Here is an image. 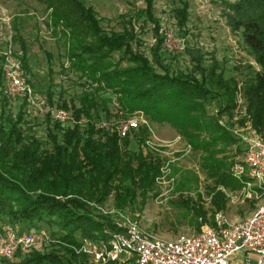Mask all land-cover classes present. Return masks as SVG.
I'll return each mask as SVG.
<instances>
[{
	"label": "trees",
	"instance_id": "trees-1",
	"mask_svg": "<svg viewBox=\"0 0 264 264\" xmlns=\"http://www.w3.org/2000/svg\"><path fill=\"white\" fill-rule=\"evenodd\" d=\"M39 1L52 9V23L69 40L68 67L78 74L79 89L71 94L66 90L70 87L57 84L51 76L47 88L38 90L81 122L62 125L48 115H32L27 98L9 97L4 91L5 57L0 52V230L31 222L48 226L60 240L45 250L34 247L18 252L14 261L0 262L81 264L69 244L78 245L84 237L108 242L119 230L115 217L97 205L113 196L115 207L124 210L158 195L167 157L163 148L158 151L147 145L150 127L141 125L121 137L115 127L98 125L106 120L117 126L125 112H142L149 124L169 123L192 149L201 151L202 169L214 180L208 188L211 204L215 210H226V195L220 188L237 190L243 185L233 176L226 152L232 145L241 151L243 142L210 116L209 107L216 99L217 116L233 109L240 83L225 75L216 48L208 50L193 39L190 2L178 0L171 9L173 23L185 39L178 52L166 47L154 0H143L145 6L136 9L121 29L106 24L85 0ZM223 2L228 26L242 37L259 66L249 65L241 81L251 123L264 135V0ZM22 29L15 25L12 40L29 75L32 40ZM45 54L52 73V54ZM116 106L120 110L114 112ZM182 203L196 216L197 229L200 218L210 221L201 204L191 198Z\"/></svg>",
	"mask_w": 264,
	"mask_h": 264
},
{
	"label": "rangeland",
	"instance_id": "rangeland-1",
	"mask_svg": "<svg viewBox=\"0 0 264 264\" xmlns=\"http://www.w3.org/2000/svg\"><path fill=\"white\" fill-rule=\"evenodd\" d=\"M85 1L95 7L99 15L104 18L106 24H109L111 28L117 29H121L125 25L127 19L136 9L145 6L143 0ZM188 1L190 2L189 27L195 34L193 39L208 50L216 48L225 75L227 77L234 76L240 83L239 90L236 93L235 107L217 116L216 99H213L209 107L210 116H215V119L217 117V120L221 119L229 125H235L238 128H244L248 124L252 125L248 113V102L242 89L241 80H243L245 75H248L249 65L259 68L258 64L248 52L242 37L237 32H233L228 26L224 13L227 9L223 0ZM154 2L156 16L161 19L163 24V35L165 36L167 31L172 32L175 38L178 39H176V42L181 43V48L175 50L180 52L185 47V39L179 34L178 28L174 25L170 15L171 9L178 5V0H154ZM51 11L52 9H48L46 4L39 0H0V51L6 50L11 41L13 43L15 25L21 26L26 37L32 40L29 46V62L32 70L29 74L30 79L36 78L38 83L44 84L53 76L57 84L70 87L66 90L74 94L78 91L79 84L77 81L78 74L68 67L69 57H67V49L69 48V40L63 37L60 28L52 23ZM22 18H26L25 22L22 21ZM36 36L37 39H35ZM46 51L52 54L54 62L52 73H49ZM67 62L68 65H66ZM240 96L243 99L241 103L239 102ZM118 110H120L119 106L113 107L114 112ZM31 114L34 115L35 113L32 112ZM121 115H124L118 119V124L121 125L127 120H133L138 116L137 113L130 112H125ZM150 130L151 134L148 139L154 142H158L157 139L164 141L176 140L179 135L177 130L166 122L150 123ZM173 142V144L163 148V155L167 157V161L164 162L161 168L162 174L160 182H158V195H150L146 204L139 202L134 207H127L122 210L138 220L147 232L167 239H173L180 234H190L198 230L196 216L182 203V200L191 198L195 204H201L205 208L209 219L211 218L209 215L215 211L210 201L211 196L208 193V188L214 185V180L208 178L206 172L202 169L201 155L203 153L189 148L187 146L188 141L182 136H180L178 141ZM244 149L245 146H242L241 151H237L234 147L227 149L226 156L229 157V166L244 159ZM220 156L222 155L220 154ZM220 189L223 190L227 199V208L224 211L227 218L232 222L250 216V213L264 199L261 196L259 199L253 198L243 203H234L227 196V191L231 188L221 187ZM199 194H201V198ZM97 207L121 210L115 207L113 196L105 204L97 205ZM8 225L14 226L21 232H35L40 229H46L50 232L48 226H38L31 222ZM2 233L3 230H0V235ZM54 243L56 241L38 246V248L45 250ZM68 246L74 250V245L69 244ZM75 253L79 255L81 264H83V261L91 264L87 256V259H85L78 252ZM244 253V250L235 253L233 261L241 264L244 261ZM16 255L9 260L14 261Z\"/></svg>",
	"mask_w": 264,
	"mask_h": 264
},
{
	"label": "built area",
	"instance_id": "built-area-1",
	"mask_svg": "<svg viewBox=\"0 0 264 264\" xmlns=\"http://www.w3.org/2000/svg\"><path fill=\"white\" fill-rule=\"evenodd\" d=\"M172 32H166L165 44L171 51L181 48ZM178 40V39H177ZM183 45V43H182ZM1 52V51H0ZM5 57V93L11 97L27 98L30 110L38 115H48L52 121L62 125H75L81 121L70 109L57 106L49 101L48 96L30 83L29 75L24 71L21 61L22 52L17 50L12 41L1 52ZM115 98V97H114ZM243 99L240 96L239 102ZM117 104V103H116ZM219 123L238 137L245 146L242 161L232 164L231 172L243 185L237 190L227 191L231 202H246L264 197V135L253 125L238 128L218 119ZM103 128L115 129L121 137H127L141 125L150 127L142 112L124 124L115 126L113 122L101 121ZM177 138V139H176ZM172 141L147 139L148 146L161 151L178 141V135ZM192 149L191 145H187ZM158 179V182H160ZM226 190V189H225ZM104 214L113 215L119 230L112 234L108 242L91 238H81L74 245L75 252L87 256L90 263L109 264H237L233 255L244 250L241 264H264V199L250 216L230 221L224 210H215L209 215V222L200 218V228L190 234H180L173 239L154 235L143 229L138 220L122 210L99 207ZM59 242L46 229L33 232H21L12 225H7L0 235V259H12L18 252L27 253L32 248L49 242ZM0 264H2L0 262Z\"/></svg>",
	"mask_w": 264,
	"mask_h": 264
},
{
	"label": "crops",
	"instance_id": "crops-1",
	"mask_svg": "<svg viewBox=\"0 0 264 264\" xmlns=\"http://www.w3.org/2000/svg\"><path fill=\"white\" fill-rule=\"evenodd\" d=\"M66 65H68V62L66 63ZM31 82L33 83L35 88H37L39 90H42V91L45 90L47 88V86H48V83H47L48 81H46L44 84H40V83L37 82L36 78H33V79L31 78ZM232 147L235 148V145H232V146L228 147L227 149H232ZM251 213H250V215H251Z\"/></svg>",
	"mask_w": 264,
	"mask_h": 264
}]
</instances>
